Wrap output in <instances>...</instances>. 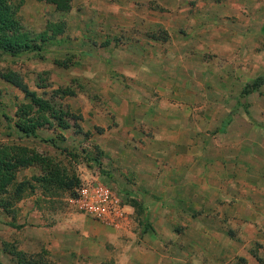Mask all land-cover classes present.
Here are the masks:
<instances>
[{"label": "rangeland", "instance_id": "374dc122", "mask_svg": "<svg viewBox=\"0 0 264 264\" xmlns=\"http://www.w3.org/2000/svg\"><path fill=\"white\" fill-rule=\"evenodd\" d=\"M16 1L26 31L38 33L60 23L62 32L39 51L0 54V69L17 73L40 97L69 88L74 95L59 103L76 118H64L68 129L57 132L51 126L24 137L13 123L17 107L27 100L0 81V146L17 145L50 158L61 176L43 186L35 180L43 173L39 166L16 171L0 196V264H15L17 252H41L52 264H114L117 245L105 226L75 212L69 200L81 184L98 180L133 205L116 154L120 147L131 153L126 146L131 130L121 129V123L132 124L134 110L141 107L150 109L151 121L184 126V132L173 125L163 131L175 146H167L173 147L172 163L161 169L187 170L179 156L194 152L202 178L232 171L233 184L217 181L219 189H232V197L211 199L212 205L218 203L217 212L200 214L198 229L209 239L197 240L189 224L184 232L177 224L161 230L172 228L217 256L229 238L227 251L234 257L225 258V264H264L262 238L253 241L247 236L250 228L240 222L231 226L220 209L237 194L264 190V83L241 93L255 79H264V0H69L66 12L35 0ZM141 58L153 59L152 64L135 62ZM140 71L148 83L139 82ZM155 134L148 129V137ZM177 136L187 142L185 149ZM148 156L165 158L149 146ZM21 182L26 183L15 191ZM250 198L264 203L262 197ZM254 214V223L264 220V212ZM193 215L181 212L177 220L187 223ZM134 218L141 220L142 212L134 210ZM201 254L202 264H221Z\"/></svg>", "mask_w": 264, "mask_h": 264}, {"label": "crops", "instance_id": "0c3cea01", "mask_svg": "<svg viewBox=\"0 0 264 264\" xmlns=\"http://www.w3.org/2000/svg\"><path fill=\"white\" fill-rule=\"evenodd\" d=\"M151 60L153 59L141 58L135 62L145 65L146 63L152 64ZM155 73L158 72L155 71ZM138 75L140 83H148L147 80H141L143 79L141 77L147 78L148 75H144L141 71ZM149 111L148 107H141L138 111L134 110L132 124H129L130 120L121 123V129L131 130L132 138L127 140L132 145L126 146L131 147L132 151L129 149L131 153H128V148L120 147L122 152L119 151L116 154V160L125 174V177L122 178L128 189L127 197L131 201L133 199L134 202H132L133 205L127 204L128 219L122 221L119 228L104 227V232L111 239L110 242H115L117 245V251L112 258L115 260L114 264H202L201 253L206 257L205 260H216V262L225 264V258L234 257L227 251L232 244L231 239L224 240L220 252H218L220 256H217L212 250L203 249L195 240L188 243L183 234L173 231L172 228L177 224L180 225V228L178 227L179 230H176L184 232L185 226L189 224L193 230L197 231V240L209 239L210 234L200 233V229H198V226H201L200 214L201 212L204 215L208 212H217L218 203L212 205L210 203L212 200L224 198L226 201L227 198L232 197L234 193L232 189L228 192L217 187V181L220 180H226V183L233 184L232 174L230 175L232 171L230 170L228 174L226 172L224 177L215 178L208 174L202 178L200 156L199 154L195 156L194 152L192 155L184 152L183 156H179V164L181 167L187 165V170L161 169L172 163L171 151L175 146V143L170 142L167 134H164L163 131L173 125L177 130L181 128L182 130H180L184 132V126L163 122L162 118L151 121L148 118ZM148 129L156 131L157 134L148 137ZM178 137H176V143L185 149L187 142L184 143L183 137L181 139ZM118 144H121L120 141ZM169 144L173 147H167ZM122 145H125L124 141H122ZM148 146L155 153L164 155L165 158L161 160V158L148 156ZM211 162L209 158L208 163ZM152 164L159 165L154 167ZM241 166L247 167L243 163ZM208 167L210 166L208 165ZM228 167L225 162L224 169L226 170ZM211 177L215 180H211ZM201 179L203 180L201 181ZM255 196L264 198V190L253 191L251 194L248 192L237 194L232 202H223L220 209L222 214L226 215L225 218L231 226L240 222L242 227L250 228L247 236H251L253 241H261V238L264 241V220L253 222L256 218L254 212H264V203L250 198ZM134 210L142 212V219L138 222L134 218ZM164 211L173 212V215L165 217L162 215ZM181 212H192L194 215L189 218V222L185 223L177 220L180 218ZM169 225L172 227L170 230L166 232L161 230ZM257 259L261 258L257 256ZM223 260H225L224 263H222Z\"/></svg>", "mask_w": 264, "mask_h": 264}, {"label": "trees", "instance_id": "16d2710c", "mask_svg": "<svg viewBox=\"0 0 264 264\" xmlns=\"http://www.w3.org/2000/svg\"><path fill=\"white\" fill-rule=\"evenodd\" d=\"M51 5L56 11L66 12L69 10V0H35ZM19 2L16 0H0V54L14 56L25 52H36L44 43L52 40L62 32L63 24L49 23L38 33L26 31L17 15ZM0 81L18 88L24 95L27 103L17 107L15 112L14 128L24 137H35L36 131L56 126V131L68 129L69 126L64 118H76L66 109L62 110L59 100L65 96H73L74 92L69 88L53 89L47 97L37 96L29 91L19 75L11 70L0 69ZM43 85V80H39ZM264 83V79L257 78L254 83L242 90L245 95L250 89ZM45 89V86H38ZM64 119V120H63ZM55 129V128H54ZM39 166L42 175L35 178L40 185L46 186L56 183L58 169L50 158L35 152H29L24 147L17 145L2 144L0 146V196L6 188L12 184L15 173L20 168L27 166ZM26 182L18 183L15 191H18ZM69 186V185H66ZM0 205L2 202L0 201ZM15 264H52L43 253L32 254L15 253Z\"/></svg>", "mask_w": 264, "mask_h": 264}, {"label": "built area", "instance_id": "2783aa9c", "mask_svg": "<svg viewBox=\"0 0 264 264\" xmlns=\"http://www.w3.org/2000/svg\"><path fill=\"white\" fill-rule=\"evenodd\" d=\"M69 202L75 212L105 227L119 228L121 222L128 219L127 204L102 181L81 184Z\"/></svg>", "mask_w": 264, "mask_h": 264}]
</instances>
